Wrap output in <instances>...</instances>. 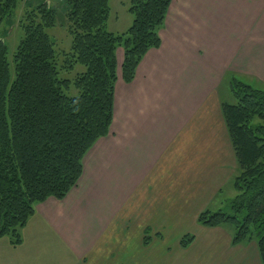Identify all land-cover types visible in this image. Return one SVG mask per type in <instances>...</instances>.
Instances as JSON below:
<instances>
[{"label":"crops","instance_id":"1","mask_svg":"<svg viewBox=\"0 0 264 264\" xmlns=\"http://www.w3.org/2000/svg\"><path fill=\"white\" fill-rule=\"evenodd\" d=\"M129 2L109 0L108 31L131 25ZM159 36L130 82L122 79L123 49L115 50L107 135L84 154L63 198L35 205L18 244L0 238V264H133L134 249H151L154 234L197 223L227 171L233 176L219 88L229 75L264 84V0H171Z\"/></svg>","mask_w":264,"mask_h":264},{"label":"trees","instance_id":"2","mask_svg":"<svg viewBox=\"0 0 264 264\" xmlns=\"http://www.w3.org/2000/svg\"><path fill=\"white\" fill-rule=\"evenodd\" d=\"M19 1L0 0V26ZM64 1L72 41L62 60L46 31L55 24V11L46 2L24 11L13 77L0 38V238L14 245L35 205L50 196L63 198L81 176L84 154L107 135L117 80L115 50L123 49L122 79L130 82L146 52L159 47L171 2L130 0L132 23L114 34L106 28L109 0ZM76 64L84 71L73 79L60 76ZM229 79L236 102L220 107L238 168L236 195L229 212L204 209L196 221L209 227L231 224V244L255 240L264 264V88ZM143 240L147 244L148 238ZM193 240L186 234L180 245L186 248Z\"/></svg>","mask_w":264,"mask_h":264},{"label":"rangeland","instance_id":"3","mask_svg":"<svg viewBox=\"0 0 264 264\" xmlns=\"http://www.w3.org/2000/svg\"><path fill=\"white\" fill-rule=\"evenodd\" d=\"M42 2H46L55 11V24L47 28L46 31L54 43V48L59 54L60 60L65 58L63 53L70 50L72 36L68 32L65 1L21 0L17 3L11 15L6 17L0 26V38H3L8 48L7 59L10 64L11 77L14 76L13 54L22 36L20 21L24 15V11ZM82 71H84V67L80 64H76L71 72H62L60 76L73 79L77 73ZM252 83L254 84L253 86L264 87V84L260 82L254 81ZM219 90L225 102H236V97L231 91L229 83L221 84ZM77 94V90L71 86V96H76ZM237 172V164L234 168L232 177V171H227L230 177L220 186V194H218V197L211 203V207H206L204 209L229 212L228 202L236 195L233 181ZM182 227L185 228L183 231L178 229L173 230L174 227L172 231L154 234L155 244L151 249L138 251V248H135L136 255H132L133 264H259L255 240H245L238 246L230 248L229 244L231 243L234 232L231 224H224L220 228L212 229L198 223L192 224L189 220H186L182 223ZM212 231L216 232L209 233ZM186 234L195 236L194 240L187 248L181 247L179 243L175 244V241L180 235L182 237ZM130 235L129 239L134 240L135 233H131L130 231ZM163 240H166L167 244H163ZM124 256L125 255H123V257ZM132 261H130V263Z\"/></svg>","mask_w":264,"mask_h":264}]
</instances>
